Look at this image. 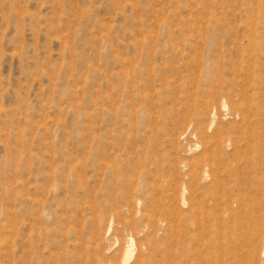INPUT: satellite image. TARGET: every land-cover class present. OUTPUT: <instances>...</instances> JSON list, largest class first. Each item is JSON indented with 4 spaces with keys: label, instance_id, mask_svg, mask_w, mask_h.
<instances>
[{
    "label": "rangeland",
    "instance_id": "rangeland-1",
    "mask_svg": "<svg viewBox=\"0 0 264 264\" xmlns=\"http://www.w3.org/2000/svg\"><path fill=\"white\" fill-rule=\"evenodd\" d=\"M246 172L264 0H0V264H247Z\"/></svg>",
    "mask_w": 264,
    "mask_h": 264
},
{
    "label": "bare ground",
    "instance_id": "bare-ground-1",
    "mask_svg": "<svg viewBox=\"0 0 264 264\" xmlns=\"http://www.w3.org/2000/svg\"><path fill=\"white\" fill-rule=\"evenodd\" d=\"M216 79L217 78H215V80ZM223 107H226V106L223 105ZM216 129L217 130H215V131L219 135L223 133V131H222L223 129L221 128L220 124L217 126ZM245 164L247 165L246 167H248V162H246ZM196 165L197 164H192L190 166V172L186 175V179L189 182V187H187L184 184L183 186H180L178 188V193L176 192L172 195L171 213L175 216H177V211H178L179 207L186 209L188 207L190 208L193 206L194 201L189 194L190 187L197 186L199 184V181H201V179L207 180L209 177L208 170H207L206 166H204V167L202 166V170L200 173L199 172L200 170H198L199 166H196ZM247 174L248 173L246 172L245 174H243V176H239L237 178L238 187H242L245 190L249 187L248 194L244 198L237 199V202L239 203L240 207L243 208V211L245 212V214L250 213V215H251V213H252L251 218H252V220L254 219L253 223H251V224L246 223L245 224V227L247 228V230L250 231L253 236H255L250 241L251 243L249 244V246H251V250L247 252V256H246L247 257V264H264V224H262V225L260 224V220L264 219V214H263V212H264V200L262 198L260 199V191H261L262 186L260 187V183L257 180V178H254V181H258V182H255V186H251V185L248 186V184H245V182L247 181L246 178L248 177ZM262 185H263V183H262ZM237 212H238V210H237ZM222 229H223V226L221 224L220 228H219V235H220L222 243L220 246H221V249L225 253V249H226L225 233L222 231ZM186 233H187V231H186ZM133 246H134L133 240H130L128 248H127L126 253L124 255L123 264H129L131 259L133 258Z\"/></svg>",
    "mask_w": 264,
    "mask_h": 264
}]
</instances>
